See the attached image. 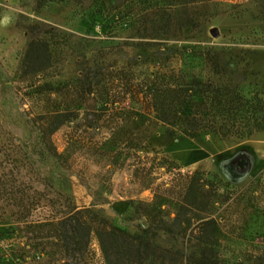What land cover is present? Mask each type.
I'll use <instances>...</instances> for the list:
<instances>
[{"label": "rangeland", "instance_id": "obj_1", "mask_svg": "<svg viewBox=\"0 0 264 264\" xmlns=\"http://www.w3.org/2000/svg\"><path fill=\"white\" fill-rule=\"evenodd\" d=\"M36 7L37 0H0V226L6 236V243L0 240V264H64L58 240L38 225L58 222L77 207H90L144 235L149 223L135 214L134 204L151 203L163 182L177 184L191 206L207 204L211 193L205 181L217 187L214 175L240 189L214 213L223 232L218 258L239 264L251 247L264 246V190L251 184L264 176V129L245 139L204 130L170 136L146 110L115 125L83 107L54 137L62 151H72L67 169L41 141L14 83L29 43L48 39L57 43L58 62L37 87L86 75L97 83L113 69L142 60L150 68L167 63L189 82L230 85L252 97L264 91V0H199L183 6L176 19L186 24L174 26L168 40L150 37L144 8L130 0H58ZM47 90L39 88L35 95ZM129 143L137 148H128ZM179 148L193 153L183 157ZM240 157L251 160L245 174L236 167ZM149 167L152 174L146 177ZM149 180L151 188L141 190ZM175 202L161 206L169 219L177 213ZM144 240L185 257L197 254L189 237L160 231ZM91 248L85 264H106L95 235ZM147 264L162 260L151 254Z\"/></svg>", "mask_w": 264, "mask_h": 264}, {"label": "trees", "instance_id": "obj_2", "mask_svg": "<svg viewBox=\"0 0 264 264\" xmlns=\"http://www.w3.org/2000/svg\"><path fill=\"white\" fill-rule=\"evenodd\" d=\"M51 1L58 0H37L36 10H41ZM198 1L130 0V3L144 8L143 26L150 30L152 39L168 40L174 26L186 24L176 19L177 14L183 12V6ZM50 33L53 37L58 35L53 31ZM22 59L14 78L19 101L24 106L29 104L25 111L41 141L67 169L73 165L72 151L68 147L62 151L54 137L74 112L83 107L99 111L110 124L115 125L143 109L154 114L155 119L166 126L170 136L204 130L217 133L222 138L236 136L245 139L264 129V91L260 89L250 97L230 85L189 82L167 63L150 68L142 60L113 69L97 83L86 75L83 79L60 85L37 87V83L47 77L58 62L56 41L37 39L30 42ZM44 86L48 90L36 96L35 92ZM127 147L137 148L130 143ZM145 171L146 177L151 176V167ZM214 178L219 183L217 187L210 185L209 179L205 181L211 193L207 204L191 206L180 197L177 184L170 182H163L156 190L153 189L155 193L151 203L139 201L134 204L135 214L146 217L149 223L142 231L144 235L164 231L194 240L197 254L188 257L178 250L150 245L144 240V235L115 225L90 207H77L58 222L43 221L38 226L47 228L46 236L58 240L57 247L63 253L64 264H85L92 252L94 235L106 264H147L151 254L157 255L162 264H185L186 260L189 264H224L218 258L223 232L214 213L221 204L235 199L240 189L218 175ZM263 178L261 174L251 184L260 185L264 190ZM149 188L151 180L141 190ZM246 194L244 192L243 197ZM171 199H175L178 208L175 217L169 219L161 206L164 201L172 202ZM256 199L259 203L263 196ZM5 239V229L0 226V240L6 243ZM243 256L239 264H264V246L251 247Z\"/></svg>", "mask_w": 264, "mask_h": 264}, {"label": "water", "instance_id": "obj_3", "mask_svg": "<svg viewBox=\"0 0 264 264\" xmlns=\"http://www.w3.org/2000/svg\"><path fill=\"white\" fill-rule=\"evenodd\" d=\"M213 33L217 34V30L213 29ZM251 165V160L248 157H240L236 161V167L242 170V173H247L248 168ZM230 172V169L227 171ZM234 172V171H233ZM232 175V173H229Z\"/></svg>", "mask_w": 264, "mask_h": 264}, {"label": "bare ground", "instance_id": "obj_4", "mask_svg": "<svg viewBox=\"0 0 264 264\" xmlns=\"http://www.w3.org/2000/svg\"><path fill=\"white\" fill-rule=\"evenodd\" d=\"M179 154H181V156H188V155H192L193 151H189L183 148H179ZM196 156V155H195ZM196 157H198V159H202V155H197ZM204 158V157H203Z\"/></svg>", "mask_w": 264, "mask_h": 264}]
</instances>
